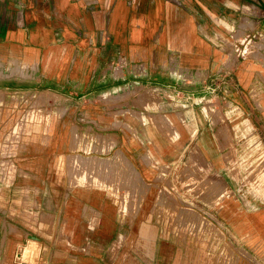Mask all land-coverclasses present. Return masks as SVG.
Here are the masks:
<instances>
[{"label":"crops","instance_id":"obj_1","mask_svg":"<svg viewBox=\"0 0 264 264\" xmlns=\"http://www.w3.org/2000/svg\"><path fill=\"white\" fill-rule=\"evenodd\" d=\"M246 32L264 58V0H0V264H264V195L224 161L245 122L200 106L238 107Z\"/></svg>","mask_w":264,"mask_h":264},{"label":"rangeland","instance_id":"obj_2","mask_svg":"<svg viewBox=\"0 0 264 264\" xmlns=\"http://www.w3.org/2000/svg\"><path fill=\"white\" fill-rule=\"evenodd\" d=\"M242 37L243 35H239L238 37L234 38V40H231V37H225L223 38V42L220 43L222 45V53L224 57L222 60L224 66L231 69L237 68L240 81H244L246 84H248V87L245 88L244 91V97L239 101L238 107L225 100H220L219 102L206 101L205 103L202 101L200 102V106H202L204 114L207 112L208 115H212L213 119H217V116L214 114H217L221 109V112L223 113H228L231 115L239 114L242 120H244L245 123H243L240 128V130L243 132L242 135L245 136L244 139L240 140L239 142L241 144V154L224 155V161L226 162L227 167L226 171L228 172V170H230L232 172L230 174L235 175L236 177L234 178H237L242 183H244L250 192L253 191L252 193L261 196L264 195V178L259 179V176L264 173V58L262 56L259 57L256 54L257 46H259L260 43L252 42L251 46L246 44L244 47L245 41L240 43ZM11 74H17L18 78L21 79L28 78V75L18 73L16 71L11 72ZM0 76L5 77L6 75L0 74ZM228 77L229 76H226V78ZM146 92L148 94L134 90L132 93L136 95L140 94L139 96H153L151 91ZM104 97L105 95H102L100 98ZM31 106L33 107L28 106V113L38 109V107H35V103H32ZM218 118L221 117L219 116ZM225 130H227L226 127H224V131ZM103 141L106 142L104 136L96 134L93 147L103 146L104 144L101 145V142ZM75 143L76 139L73 138L71 147H73ZM165 168L166 167H161V170ZM2 170H5V168ZM70 171L72 172L71 178H75V175H73V167ZM90 175V172H87V179L90 177ZM179 177L182 178V175ZM182 179L181 181L188 183L187 186L184 187V190H187V192H189L191 195L201 193L203 188H205L204 186L198 185V183L195 182L201 180V176L198 174L193 177L192 173H189L188 175H184ZM256 185L259 188H256ZM246 188L244 187V189ZM200 227L201 229H208L205 226ZM206 231L207 232L205 233H207V235L204 236L206 239L208 236V239L213 240L215 245L216 242L222 244L220 249L216 251L218 256L224 261L232 257L234 248L232 247L231 243H229L227 235L220 229L213 226ZM28 247L38 248L35 246V243H31ZM244 253L245 252L242 250V260L247 258L246 254L244 255ZM36 255L37 254H34V258Z\"/></svg>","mask_w":264,"mask_h":264},{"label":"bare ground","instance_id":"obj_3","mask_svg":"<svg viewBox=\"0 0 264 264\" xmlns=\"http://www.w3.org/2000/svg\"><path fill=\"white\" fill-rule=\"evenodd\" d=\"M39 248H36V247L30 248L27 246V248L24 249V256H25V258L29 259L30 264L34 263V254H37ZM32 260H33V262H32Z\"/></svg>","mask_w":264,"mask_h":264},{"label":"built area","instance_id":"obj_4","mask_svg":"<svg viewBox=\"0 0 264 264\" xmlns=\"http://www.w3.org/2000/svg\"><path fill=\"white\" fill-rule=\"evenodd\" d=\"M255 39L259 40L260 38H259V37H254V35H252V34L246 32V33H243V37H242L240 43H241L242 41H245V45H244V47L246 46V44H247V45L249 44L248 46H251V45H252V42H255ZM248 46H247V47H248ZM242 52H245V51H242Z\"/></svg>","mask_w":264,"mask_h":264}]
</instances>
